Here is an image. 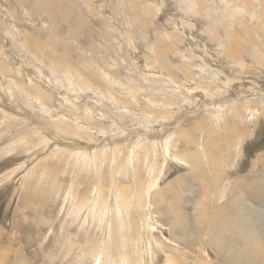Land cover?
<instances>
[{
	"label": "rangeland",
	"instance_id": "rangeland-1",
	"mask_svg": "<svg viewBox=\"0 0 264 264\" xmlns=\"http://www.w3.org/2000/svg\"><path fill=\"white\" fill-rule=\"evenodd\" d=\"M26 1L29 3L21 6L17 0H0V50L3 52L2 60L6 62V66L11 71L17 68L20 74H29L31 81L33 78L34 84L42 85L46 91L51 92L52 99H48L46 102L51 107L52 112L39 108L43 103H36L35 100L32 101V104H34L27 107L26 110L20 108L17 101V98L21 100L18 97L20 95L16 96V91H13V95L17 97H15L16 100H14V96L12 98L7 96L5 91L8 88L4 83L8 81L9 87L15 90L19 89L24 94H29L21 87L24 84L23 80L18 78L19 74L17 73L18 81H16V84L13 79H6L0 73L2 83L0 84V106L6 109L3 110L0 107V264H124L123 257L126 255L127 257L132 256L133 264H138L139 260L142 261L141 264H168L166 262L168 256L170 258L174 257L177 264H210L211 255L214 254L213 250L216 251L217 259L221 264L217 249L212 248L210 254L203 251L199 252L201 250L199 245L202 241V235L198 232L192 231L191 237L184 233V238H180L178 233L166 239L168 229L161 228L163 235L166 237L162 234H156L160 238H164L163 246L154 248L153 254H145L141 257V247H135L137 245L136 241L131 240L135 234L129 228L118 231L116 226L112 227V233L105 238L99 227L94 230L93 222L88 223L91 219L111 214L109 209L112 208V205L107 200L109 199L112 180L114 177L116 178V174L114 176L111 170L114 157H123L130 154L133 149L145 153L143 150L145 145L140 142V139L147 134L151 137L147 142L154 145L151 157L157 158L159 154L157 165H160L161 168L160 178L152 176L155 174L154 172V174H150L149 181L154 177L159 186L166 188L180 172L183 173L189 170V164L184 160V162L180 161L178 154L179 146H185L188 150L190 145L185 140L180 141L181 145L176 144L174 142L176 139L173 140L168 133L173 129L172 124L166 125V122L163 124L165 131L163 135L165 137L160 138L161 117L153 114V111L156 110L148 97L143 100L146 104L140 102L143 98L141 95H144L145 92L141 90L139 85L149 86L145 76H143L144 73L140 75L141 66L144 65L145 60L143 54L141 55L143 57H139L143 61L142 64L141 62L135 63L131 59V55L118 48V52L125 55L131 64H124L120 69L121 73H112L117 78H127L126 73L130 77H138L132 81H126L127 84L129 83L132 86L131 92L140 103L134 102L131 105H126L129 102L125 101L127 94L124 85L108 84L103 75L96 81L92 80L91 73L95 71L97 62L101 67L108 69L105 66L106 64L111 65L114 60L119 61L121 59L112 45V43L118 45L114 37H119L121 41L125 40L122 35L120 37L118 30H110L105 23H100L102 29L108 33L109 37L105 38L103 35H98L97 32L95 36L90 26L85 27L83 29L87 36L81 42L75 43L73 32L78 28L76 19L71 24L64 22L55 29L54 36H67L68 42L63 47L74 60L73 62H70V60L60 61L61 59L58 58V61L64 67L68 66L80 72L82 76H79V79L84 83L81 86L75 80L73 87H69L71 85L70 79H67L63 71H54L53 66L56 67L57 65L55 59L52 60L48 57L42 59L43 56L36 58L34 55L31 56L30 52H27L24 48L25 40L23 36L28 38L27 30H33L40 36L45 32L48 33L46 29L44 30L45 24L42 23V18L38 17L41 14L35 15L36 12H34V14H31V18L28 16V10L22 11L23 7L29 9L31 4L33 8L32 2L36 0ZM81 1L75 0V5ZM186 1L151 0V3L155 4L157 9L155 23L157 22L162 26L163 32L171 33L169 37L171 41L168 38L166 39L168 43L171 46L173 44L178 50L186 51V54L188 53L191 58L190 60L186 56L178 55V58L181 59H179V64L181 65L184 61L183 63L189 62L194 65L198 63V57H201L204 65L201 70L211 72L213 91L217 94V101L204 107L213 106L216 109H223L227 105V99L236 95V97H240L237 103L244 102L247 104V108L255 107L253 110H245L244 116L247 123L253 120V114L255 113L259 116L260 112H263L264 117V99L262 98L264 95V68L255 65L253 55L255 47L247 46L241 56L232 57L222 54V42L220 41L221 38H226L225 28L227 26H233L242 34L246 33V28L250 24H252V28H255L257 24L252 19L254 12L241 11L238 8L243 7V0H238V5L233 4L234 6H227L224 0H197L200 3V11L190 17V15L182 12V8H188ZM236 1L233 0V3ZM246 1L251 2V0ZM108 2L113 9L114 17H118L113 25L119 27L122 32L131 28L128 27L130 22L124 24V27L120 26V21H122L120 17L124 14L121 12L120 14L119 10L115 8L116 6L121 9L120 3L114 5L113 2ZM141 2H149V0H141ZM92 3L98 4L99 2L93 0ZM236 5L238 7H235ZM52 8L59 11L68 8V5L59 4L58 6L54 5ZM250 8L252 10L253 7L250 6ZM12 9H17V14L21 15V20L16 23V28H13L14 18L10 15ZM236 11L243 12L246 15L241 17ZM103 13L105 14L107 11L103 10ZM72 14L73 16H89L87 9L83 7H75ZM148 14V12L145 13L146 16ZM24 16L27 19H23ZM44 17L49 22L50 16L45 14ZM133 23L135 22L133 21ZM67 27L71 28V33H67ZM182 28H186L184 35L179 31ZM14 29L19 33L15 36L16 40L11 43ZM23 32H26L25 35H22ZM218 35H221V37H218ZM255 36L256 33L249 39V42L254 45L257 43V36ZM137 38L138 41L131 43L132 48L137 49L139 47L136 53H147L146 49L151 48L152 42L148 43L149 38L147 40ZM53 49L54 52L59 54L62 47H54ZM171 56L173 61L178 60L177 54ZM187 58L190 61L185 62ZM244 58H246L244 61L247 64L244 69H241L240 62ZM81 59L88 63L83 62ZM204 60L207 64L204 63ZM193 61L195 62L193 63ZM136 64L138 69L127 72L126 68H134ZM109 65L107 66L110 67ZM124 67L126 68L124 69ZM80 69L83 70L80 71ZM193 73L197 76L196 72ZM195 79L200 81H195L197 84L193 83V86L198 85L201 88L207 84V80L203 77ZM134 81L138 82L139 85L133 83ZM70 89H73L74 92H71ZM200 91L194 93V100H201ZM224 95L229 96L226 98ZM24 96L26 100H29L26 95ZM231 102L235 101L231 100ZM191 103V101L184 100L183 104L186 106L183 108L189 109ZM197 107L200 109L197 112L199 114L203 109L202 107L199 108V105ZM148 110L151 114L146 112ZM197 113H188L183 118V112H181L178 121L183 119L181 121L182 127L193 126L194 118L192 116H197ZM227 118L222 117L223 122L226 124L228 123L225 121ZM150 122L153 126H150ZM248 124H252V122ZM257 134L264 135V130ZM62 136L67 139H63ZM134 137H137V139L131 140ZM45 138H50V143H45ZM53 139L59 140L55 144L56 147L53 145L55 143ZM249 139L250 136H247L245 143L241 146V154L237 158V165H235L238 170H231L232 174L240 173L249 166L250 156L264 141L263 136L253 142L248 141ZM165 141L171 145V149L167 148V150H171L170 154L173 153V158L166 152ZM59 142L60 148H58ZM184 142L185 144H182ZM174 146H177V148ZM81 151H85L87 154L80 156L79 159L74 153ZM143 165L144 161H141L139 166L143 167ZM126 166H128L127 178L120 172ZM131 170H133V167L130 166V163L125 165L123 162L118 169L117 179L130 184ZM143 175L145 176V173ZM146 175L148 174L146 173ZM147 188L145 186V189ZM70 191L74 195L71 196ZM101 191L104 197L98 199L97 196L100 197ZM184 193L190 196L188 203H186L188 206H191V204L196 205L203 198L200 196L199 191L195 194L181 191L182 195ZM167 198L170 199L169 196ZM79 204L82 205V209L80 215L77 216L75 210L79 207ZM259 207L264 210V202L260 203ZM96 208L100 210V213L94 216L93 210ZM130 208H132L130 217L136 219L134 223L137 222V225L139 219H141L140 215L143 216V209L138 206V203L131 204ZM190 211H193L192 206ZM165 224L168 228L171 227L166 222L162 223L163 226H166ZM191 224L196 226L194 219L191 220ZM261 237H264L263 231Z\"/></svg>",
	"mask_w": 264,
	"mask_h": 264
},
{
	"label": "bare ground",
	"instance_id": "bare-ground-1",
	"mask_svg": "<svg viewBox=\"0 0 264 264\" xmlns=\"http://www.w3.org/2000/svg\"><path fill=\"white\" fill-rule=\"evenodd\" d=\"M36 1L32 2L34 5L33 8L31 4L29 9L23 7L22 11L28 10V16L31 18V14H34V12H36L35 15L41 14V16L38 17L42 18V23L45 24L44 30L46 29L48 33L45 32L40 36L33 30H27L28 38L23 36L25 40L24 48L27 52H30L31 56L34 55L36 58L43 56L42 59H44V57H48L52 60L55 59L57 65L56 67L53 66L54 71H63V74L67 76V79H70L69 82L71 85L69 87H73L75 80L82 86L84 83L79 79V76H82L81 73L77 72L74 68L68 66L64 67V65L58 61V58L61 59L60 61H74L72 60L71 55H68L63 47V45H66L68 42L67 36L56 37L53 32L64 22L67 24L73 23L74 19L78 22V28L73 32V40H76L75 43L81 42L87 36L83 29L85 27L90 26L93 29L94 35L97 32L98 35H103L105 38L109 36L108 33L102 29L100 23H105L109 26L110 30H118L120 37L122 35L125 40L121 41L119 37H114L115 41L118 42V45H115L114 43H112V45L115 47L117 55L121 59L119 61L114 60L111 65L106 64L105 66L108 69L101 67L97 62L95 71L91 73L92 80L96 81L101 75H103V78L106 79L108 84L124 85L126 89L125 93L127 94L125 101L129 102L126 105H131V103L134 102L146 104L143 100L148 97L156 110L153 111V114H157V116L161 117L160 122L162 125L160 127L161 135L159 137L162 139L165 137L163 135V132H165L163 124L166 122V125L172 124L173 129L168 133L173 140L176 139V141H174L176 144L179 145L180 141L185 140V142L188 141V144L190 145L188 150L185 146H179L178 154L179 159H181L180 161H186L189 164V170L183 173L180 172L176 179H174V181L171 180L172 182L167 185L166 188L159 186L154 177L149 181L150 174H154V172L155 174L152 176L160 178L161 168L160 165H157L159 154L157 155L158 159L151 157V151L154 149V145L151 142H147L151 138L147 134L140 139V142L145 145L143 148L145 153L133 149L130 151V154H126L123 157H114L111 163V170L114 176L116 174V178L114 177L112 180V187L109 192V199L107 200L112 205L111 209L107 207L111 214L91 219L88 223L93 222V229L95 230L99 227L106 238L112 233V227L116 226L118 231L120 229L129 228L135 234L134 238L131 237V240L136 241L138 245L135 247H141V257L145 254H153L154 248H160L163 246L162 242L164 238L158 236V234L165 236L163 235L161 228L168 229L167 237L165 236L166 239H169L171 235L174 236V234L178 233L180 234V236H178L180 238H184V233L191 237L192 231L198 232L202 235V241L199 245L201 250H199V252L203 251L210 254L212 248L217 249L221 264H264V237H261L262 231L264 232V210L259 207V204L264 202V141L262 140L263 143L256 148L253 155H248L250 156L249 166L246 169L237 174H232L231 171L238 170L235 168V165H237L236 161L241 154V146L245 143L247 136H250V139L248 140L250 142L256 141L258 138H262V136L264 138V135L257 134L264 130L263 112H260L259 116L256 113L253 114L254 118L250 121L252 124H248L250 122L247 123L245 121V110H253L255 107L247 108L248 106L244 102L237 103L240 97H236V95L235 97L227 99V105L223 109H216V107L213 106L209 108L204 107L212 105L215 103L214 101H217V94L213 91V78L210 75L211 72L201 70V68L204 67L201 57H198V63H195L194 65L189 62L183 63L184 61L181 65L179 64L180 58H178V55L183 57L186 56L190 60L191 58L188 56V53L186 54V51L178 50L173 44L171 46L168 43L166 39H169L171 33L163 32L164 29L162 26L157 22L155 23L157 9L155 4L151 3V0L144 3H142L141 0H97L99 2L98 4H93V0H82V3L80 2L77 5H75V0ZM108 1L113 2L114 5L120 3L119 6H121V9L124 12L115 6V8L119 10V13L121 12L124 14L120 17L122 20L120 21V26L124 27V24L130 22L128 27L131 28L122 32L119 27L113 25L116 22L115 19H118V17H114V14L112 13L113 9ZM224 1L227 6H232L233 4L238 5V0L234 3L233 0ZM17 2H19L21 6H25V3H29L26 0H17ZM242 2L243 7H238L237 5L235 7H238L241 11L254 12L252 19L257 26L252 28V24H250L249 27L246 28V33L243 34L239 33L233 26H227V28H225L226 38L220 39L222 42V54L239 57L247 46H253L255 47L253 51L255 65L264 68V0H251L250 3L243 0ZM59 4H67L68 8L55 11L52 7L54 5L58 6ZM186 6H188V8H182V12L190 15V17H193L192 14L200 11V3L197 0H187ZM250 6L253 7L252 10ZM75 7H83L87 9L89 16H73L72 10ZM103 10L107 11V13L104 14ZM10 12L11 17L14 18L13 28H16V23L20 22L21 15L17 14V9H12ZM146 12L149 13L147 16L145 15ZM236 13L241 17L246 15L243 12L236 11ZM45 14L50 16L49 22L44 17ZM7 16L9 17V15ZM23 19H27V17L24 16ZM132 20L135 23H133ZM241 21L243 22L242 18ZM30 22L32 21L30 20ZM66 29L67 33H71V28L67 27ZM109 29L107 28L106 30L108 31ZM185 30L186 28H182L179 31L184 35ZM12 33L13 37H11V43L16 40L15 36L19 31L14 29ZM25 33L26 32H23L22 35H25ZM255 33L257 36L256 45L249 42V39H251ZM137 37L143 40L149 38L150 40L148 43L150 44L152 42L151 48L146 49L147 53L141 52L139 54L136 53L139 47H137V49L132 48L131 43L138 41ZM218 37H221V35H218ZM189 45L190 44L188 43V46ZM54 47H62V50L60 51L61 53L59 52V54H57L54 52ZM118 48H121L123 52L131 55V59L135 63L141 62L142 64L143 61H141L139 57H143L141 56L142 54L145 56L144 65L141 66L140 75L144 73L143 76H145L149 86L147 87L144 84L139 85L138 82H133L138 84L141 90L145 92L144 95H141L143 98H141L142 100H140V102L134 97L135 95L131 92L132 86L129 83L127 84L126 81H132L134 78H138L137 76L130 77L128 73H126L127 78H117V76L114 77V75H112L114 72L121 73L122 71L120 72V69L124 64H131L130 60H128L125 55L118 52ZM172 54H177L178 60L173 61ZM2 57L3 52L0 50V73H2L6 79H13L15 83L18 81V76L16 75L18 73V78L23 80L24 83L21 87L29 93L24 94L19 89H13L8 86V81H5L7 84H4L8 89L6 90L4 88V90H6L5 92L7 93V96H11L12 98L14 96L13 91H16L15 95H20L18 97L21 100H24L23 103V100L21 101L14 96V100L17 98L20 108L26 110L27 107L34 104H32V101L35 100L36 103H43L39 108H44L47 112H52L51 107L47 105L46 102V100L52 99V96H50L51 92L48 90L46 91L42 85L37 83L34 84L33 78L31 81L29 74L22 75L17 68L11 71V69L6 66V62L2 60ZM188 58L185 59V62L190 61ZM245 59L246 58L243 60L241 59V69H244L247 64L244 61ZM81 60L88 63L83 59ZM194 62L195 61H193V63ZM204 63L207 64L206 60H204ZM225 64L227 65V63ZM136 66L137 64L134 68L124 67V69L126 68L127 72H129L132 69H138ZM82 70L83 69H80V71ZM193 72H196L197 76H195ZM198 77L205 78L207 84L201 88L198 85L193 86V83L200 81L195 79ZM0 84H2L1 80ZM70 90L71 92H74L73 89ZM199 90H201L200 95H202V98L200 97L201 100H194V93L196 94ZM24 95H26L29 100H26ZM224 96L227 98L229 95ZM262 98L264 99V95ZM184 100H187L188 102L191 101L192 103L189 106L193 107L184 109L183 107L186 106L183 104ZM231 100L235 102H231ZM198 105L199 108L202 107L203 109L199 114L197 113L198 110H200L197 107ZM2 109L6 110L5 108ZM146 112L150 113L149 110ZM181 112H183V118L188 115V113H197V116H192L194 118L192 122L193 126L182 127L181 121L183 119L178 121ZM222 117H228L227 120H225L228 122L227 124L223 122ZM150 126H153L152 122H150ZM198 133L199 135H197ZM41 135L43 136L42 133ZM62 138L67 139L63 136ZM57 139H53L55 142L53 145H55L56 142L58 143L59 140L57 141ZM135 139H137V137H134L131 140ZM49 141L50 138H45V143H50ZM185 142L182 144H185ZM56 146L57 145H55V147ZM59 146L60 142L58 148L61 147ZM195 146L196 148H194ZM164 147L166 152L170 154L171 150H167V148L171 149L170 143L167 144L166 142ZM174 147L177 148V146ZM84 152L85 151H81L74 154L80 159V156L87 154V152ZM170 157L173 158V153L170 154ZM141 161H144L143 167L139 166ZM123 162L125 165L130 163V166L133 167V170H131L130 184L123 183L117 179V172H119L118 169L122 166ZM127 168L128 166L120 171L123 176H126V178L128 177ZM144 173L145 176L143 175ZM146 173L148 175H146ZM145 186L148 188L145 189ZM118 189H120V191H118ZM181 191L194 194L199 191L201 193L200 196L203 197L201 198V202L196 205L191 204L193 208L192 212L190 211L191 206L186 205L190 196L185 193L182 195ZM70 195H74L72 191H70ZM99 196L100 197L97 196L98 199L104 197L102 191ZM167 196H169L170 199L167 198ZM79 203L81 204V202ZM134 203H138V206L143 209V216L140 215L141 219H139L137 225V222L134 223L136 219L130 217L132 211L130 205ZM80 204L75 210L77 216L81 213L82 205ZM99 213V209L96 208L93 210L94 216L99 215ZM192 219L195 220L196 226L191 224ZM164 222L171 227L168 228L166 224V226H163L162 223L164 224ZM213 253L214 254L211 255L212 258L210 259V264H220L217 259L216 251L213 250ZM132 260V256L127 257L126 255L123 257L124 264H133ZM166 262L168 264H177L174 257L170 258V256H168ZM141 263L142 261L139 260L138 264Z\"/></svg>",
	"mask_w": 264,
	"mask_h": 264
}]
</instances>
